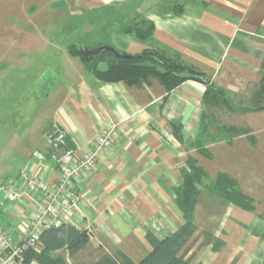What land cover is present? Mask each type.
Returning <instances> with one entry per match:
<instances>
[{
    "label": "crops",
    "instance_id": "1",
    "mask_svg": "<svg viewBox=\"0 0 264 264\" xmlns=\"http://www.w3.org/2000/svg\"><path fill=\"white\" fill-rule=\"evenodd\" d=\"M51 4L48 12L64 13L66 22L76 23L79 32L71 35L73 43L84 39L94 43L102 38L129 55L148 49L163 51L197 69L238 106L250 107L251 96L261 83L264 0H51ZM35 7H31L33 15L41 10ZM25 8L20 0H0V44H12V53L21 59L66 55L69 35L65 23L60 31L36 34L39 27L19 16ZM104 8L109 9L106 14L120 20L152 21L154 35L140 40L134 34H119L114 27L100 33V21L89 23L87 19L94 22L103 17ZM180 8L182 13L177 14ZM45 22L42 26L48 28ZM62 43L64 48H59ZM41 44L35 51V45ZM68 56L60 67L64 87L54 90L61 102L50 123L63 128L69 146L80 153L90 150L96 135L108 124L116 126L119 137L98 156L95 168L74 185L78 212L69 224L88 230L90 244L74 257L67 249L56 254L68 264H95L103 256L121 251L139 263L152 250L147 235L164 239L185 222L176 191L183 185L182 170L191 158L207 173L206 185L227 174L253 201L254 209L226 204L203 186L193 217L197 231L185 247L186 258L192 256L193 264H264V110L233 113L218 106L205 111L203 83L187 81L169 94L157 80L141 87L105 83L79 57ZM99 67L104 70L107 64ZM205 114L215 137L221 135L214 130L218 124L245 128L250 134L231 141L221 135L211 142L201 127ZM175 126L182 129V140L175 135ZM52 152L48 141L29 149L20 171L8 182L25 189L18 178L20 172L41 168L43 178L56 183ZM45 165L55 170L49 171ZM36 208L31 195L16 204L0 196V224L19 238L24 230L22 220ZM205 234L221 241L218 251L212 243L204 245Z\"/></svg>",
    "mask_w": 264,
    "mask_h": 264
},
{
    "label": "trees",
    "instance_id": "2",
    "mask_svg": "<svg viewBox=\"0 0 264 264\" xmlns=\"http://www.w3.org/2000/svg\"><path fill=\"white\" fill-rule=\"evenodd\" d=\"M182 9L180 8L176 13L181 14ZM101 11L106 14L109 9L104 8ZM117 18L119 17L117 16ZM87 20L89 23H97V21L103 23L108 20L116 22L109 15L97 17V19H93L94 22H90L89 19ZM112 28L113 26L110 29ZM114 30L119 34H134L140 40H147L154 35L155 24L143 18L121 19L117 22ZM80 45H85L93 49L108 45V43L103 41L102 38L94 43L88 39H84L77 44L68 46V52L73 56L79 57L87 69L102 82L124 83L127 86L141 87L149 84L152 80H157L164 86L167 94H169L187 81H196L206 86L202 98L205 111L218 106H224L228 111L233 113L264 110V62L262 64V80L251 96V101L249 102L250 107H242L232 102L222 89L216 87L197 69L184 63L178 57L171 56L163 51L148 49L136 55L122 53L129 58H116L111 53L105 52L96 56L88 65L79 50ZM101 63H106L107 68L104 70L100 69L99 65ZM207 119H209L208 116L206 117L205 114L204 118L203 115L201 127L203 126V130L207 131L211 142L220 140L221 135L227 136L231 141V138L250 134V131L245 128L227 125L220 126L218 124L214 130L221 135L220 137H215L216 135L214 133L211 134L209 132L210 126L206 123ZM174 128L175 135L178 139L182 140V129L178 126ZM251 140L253 141V139ZM198 151L201 153L205 152L203 148H199ZM206 155L211 157L210 154ZM182 174L184 182L182 187L176 191V201L183 212L184 224L175 233L161 240L156 239L150 234L147 235L152 250L139 263H134L121 251H116L112 256H103L95 264H193L192 256L186 258L187 250H185V247L197 231L193 217L195 206L203 186H206L208 191L219 197L226 204H233L247 211L254 209L253 201L243 194L237 181L227 174H220L215 182L206 185L209 179L207 173L198 167L196 162L191 158L187 160V167L182 170ZM205 236L206 242L204 245L212 243L215 251L221 248V241L219 242L210 234H205ZM91 238L92 235L88 230L79 229L71 224L46 230L41 235V241L44 245L42 252L35 253L33 250L25 251L21 264H31L32 262L38 264H68L66 259L58 256L56 253L67 249L69 256L74 257L88 247Z\"/></svg>",
    "mask_w": 264,
    "mask_h": 264
},
{
    "label": "rangeland",
    "instance_id": "3",
    "mask_svg": "<svg viewBox=\"0 0 264 264\" xmlns=\"http://www.w3.org/2000/svg\"><path fill=\"white\" fill-rule=\"evenodd\" d=\"M36 2L20 0V5L26 6V11L23 9L19 15L39 27L40 31H35L36 34H43L48 30L52 33L60 31L64 29L65 23V32L69 35V43L66 46L77 44L70 41L71 35L79 32L76 23L71 25L70 21L66 22L64 13L48 12V5L53 4L51 0ZM33 5L37 6L35 8H41L34 15L31 10ZM112 18L116 22L108 20L101 23L100 30L103 32L100 33H107L112 26H117L120 18ZM42 22H45L46 26L48 23L49 27L44 28ZM61 24L63 27H59ZM5 42L0 44V185L20 171L29 149L47 142L45 133L50 129L53 113L61 102L58 95L54 96V90L61 91L64 87L60 67L66 64V57L70 55L67 50L66 55H59L57 59L50 54L42 55L47 56L46 59L38 60L37 56L32 58V55L21 59L12 53L13 45ZM57 46L64 48L63 43ZM35 47V51H38L42 44Z\"/></svg>",
    "mask_w": 264,
    "mask_h": 264
},
{
    "label": "built area",
    "instance_id": "4",
    "mask_svg": "<svg viewBox=\"0 0 264 264\" xmlns=\"http://www.w3.org/2000/svg\"><path fill=\"white\" fill-rule=\"evenodd\" d=\"M45 137L53 150L50 160L57 167L58 180L56 183L45 180L41 168L36 172L23 169L18 178L25 189L10 181L0 185V196L8 203H22L31 195L37 205L36 210L22 220L24 230L21 237L16 238L0 224V264H21L27 250L42 252V233L70 223L78 212L75 182L95 168L98 156L113 145L119 133L115 125L108 124L96 135L92 147L85 153L69 146L67 132L56 123L50 126ZM47 168L55 170L54 167Z\"/></svg>",
    "mask_w": 264,
    "mask_h": 264
},
{
    "label": "water",
    "instance_id": "5",
    "mask_svg": "<svg viewBox=\"0 0 264 264\" xmlns=\"http://www.w3.org/2000/svg\"><path fill=\"white\" fill-rule=\"evenodd\" d=\"M79 50L81 52V54L84 56L85 58V62L86 64H90L92 62V60L103 53H111L112 55H114L116 58H129L127 55H123L122 53H120L119 51H117L115 48L108 46V45H104V46H100V47H96L93 49L88 48L85 45H80Z\"/></svg>",
    "mask_w": 264,
    "mask_h": 264
}]
</instances>
